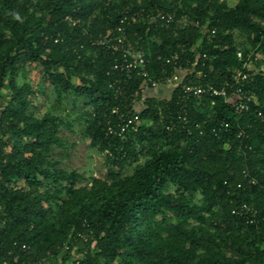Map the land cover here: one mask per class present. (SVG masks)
Listing matches in <instances>:
<instances>
[{
    "label": "trees",
    "instance_id": "16d2710c",
    "mask_svg": "<svg viewBox=\"0 0 264 264\" xmlns=\"http://www.w3.org/2000/svg\"><path fill=\"white\" fill-rule=\"evenodd\" d=\"M127 7L186 18L188 28L168 29L143 19L129 34L154 58L178 55L190 80L232 85L243 66L239 52L264 68V0H0V264H264V222L249 225L233 214L247 203L264 216V71L245 85L258 104L243 116L228 100L193 98L190 126L176 123L169 132L162 108L176 109L177 94L170 102L148 98L143 126L114 137L113 109L127 113L126 99L142 82L117 100L107 75L115 57L93 42L119 25ZM35 64L58 101L70 92L88 100L85 133L91 147L108 151L114 168L106 178H86L54 158L65 149L59 134L68 124L31 111L37 94L18 79ZM155 66L159 72L162 63ZM223 123L231 132L218 136L213 129Z\"/></svg>",
    "mask_w": 264,
    "mask_h": 264
},
{
    "label": "built area",
    "instance_id": "2783aa9c",
    "mask_svg": "<svg viewBox=\"0 0 264 264\" xmlns=\"http://www.w3.org/2000/svg\"><path fill=\"white\" fill-rule=\"evenodd\" d=\"M119 16V25L114 30L99 35L93 45L111 53L115 57L114 64L110 67L107 75L111 78L109 89L117 100L120 101L124 98L126 88L131 82L137 80L141 81L142 84L139 90L131 95L130 99H126L127 108L129 109L127 113H121L119 107L113 109L112 114L117 116V123L115 126L109 127L108 133L110 135L127 139L129 135L131 136L143 126L144 123L141 117L142 111L146 108V101L149 98L146 93L148 90L159 92L164 89L166 95L157 99L167 102H170L177 94L178 103L176 109H172L170 105L162 108L167 110V115H162L161 120L167 122L165 128L169 132L176 128V123L187 127L190 126L189 107L193 98L202 100L205 96H209L212 99L222 98L228 100L231 102L234 112L239 116L250 112L252 102L258 104L255 95L246 90L245 85L252 83L254 78L264 71V68L262 70L255 69L254 64L251 62V56H248L245 61L243 54L241 52L238 53V58L243 62V66L234 72L232 85L227 83L219 89L209 85L204 86V84L189 79L193 72L183 64H179L178 55H175L174 58H163L162 56L154 58L151 52L141 46L139 40L136 41L129 34V28L132 24L143 19H148L151 24H159L163 29H168L173 25L188 28L190 24L184 16L179 17L177 12L166 13L152 9L147 11L140 7L139 9L127 7ZM66 21L71 25L76 24L70 17H67ZM215 33V30H212V34ZM134 36L137 37L138 35L135 34ZM200 57L201 55H198V58ZM202 59L207 61L209 57L205 54ZM158 62L162 63L159 72L155 66V63ZM169 67L175 68L172 74L168 72ZM200 77H203V75H200ZM162 109H160V112H162ZM258 116L264 122L263 112L259 111ZM213 132L221 136L222 134L230 133L231 127L229 124L223 123L221 126L214 128ZM244 135V132H239L238 137ZM243 180L246 184L252 186H256L258 183L257 179L248 172L243 173ZM233 214L243 218L249 225H258L260 222H264V216L260 215L257 208L247 203L237 205L233 210ZM76 236L84 242L89 240V235L86 233H77ZM69 249V244H66L65 251H69Z\"/></svg>",
    "mask_w": 264,
    "mask_h": 264
},
{
    "label": "rangeland",
    "instance_id": "374dc122",
    "mask_svg": "<svg viewBox=\"0 0 264 264\" xmlns=\"http://www.w3.org/2000/svg\"><path fill=\"white\" fill-rule=\"evenodd\" d=\"M236 38L238 43L245 41L243 36L237 35ZM18 82L21 85L29 83L36 92L37 96H31L30 100L33 104L31 111L37 117L53 113L67 122L68 125H64L59 134L65 149L53 151L54 158L61 163V167L76 170L86 178H106L109 169L114 168L108 163V151L100 153L91 147L85 133L89 119L88 100L70 92L58 101L55 89L49 82L44 81L42 68L37 64L31 66L27 77L19 76ZM58 107L60 110L56 109ZM134 167L135 164L127 166L123 174L130 175ZM85 184H80L79 187Z\"/></svg>",
    "mask_w": 264,
    "mask_h": 264
},
{
    "label": "crops",
    "instance_id": "0c3cea01",
    "mask_svg": "<svg viewBox=\"0 0 264 264\" xmlns=\"http://www.w3.org/2000/svg\"><path fill=\"white\" fill-rule=\"evenodd\" d=\"M147 95L149 98H163L165 95H166V92L164 89H162L161 91L159 92H156V91H153V90H148L146 91ZM46 264H61L60 262H49V263H46Z\"/></svg>",
    "mask_w": 264,
    "mask_h": 264
}]
</instances>
